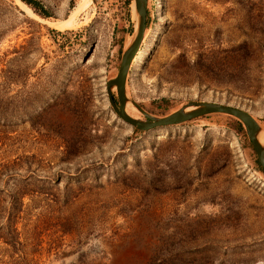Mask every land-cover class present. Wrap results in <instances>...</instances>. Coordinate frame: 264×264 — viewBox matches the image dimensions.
<instances>
[{
    "label": "rangeland",
    "instance_id": "1",
    "mask_svg": "<svg viewBox=\"0 0 264 264\" xmlns=\"http://www.w3.org/2000/svg\"><path fill=\"white\" fill-rule=\"evenodd\" d=\"M36 1L49 17L0 0V264H264V172L244 125H129L107 83L134 0H91L66 29L81 0ZM126 95L142 121L134 102L157 118L215 102L264 136V0H148Z\"/></svg>",
    "mask_w": 264,
    "mask_h": 264
},
{
    "label": "water",
    "instance_id": "2",
    "mask_svg": "<svg viewBox=\"0 0 264 264\" xmlns=\"http://www.w3.org/2000/svg\"><path fill=\"white\" fill-rule=\"evenodd\" d=\"M134 2L135 9L139 16L137 31L132 43L123 54L116 78L107 83L109 101L116 114L123 121L140 131H150L159 127L176 126L212 114H225L231 116L239 120L244 125L248 139L250 140L257 155L258 163L264 170V146L259 142L257 137L260 135L261 128L257 120L247 111L215 102H190L187 106H184L169 116L157 118L148 114L141 106L134 102L133 104L135 107L147 120H137L127 114L126 106L128 99L126 95V83L131 63L136 57V54L143 42L148 22V0H134ZM114 88H116L118 104L113 95ZM189 108L193 109L187 111Z\"/></svg>",
    "mask_w": 264,
    "mask_h": 264
},
{
    "label": "bare ground",
    "instance_id": "3",
    "mask_svg": "<svg viewBox=\"0 0 264 264\" xmlns=\"http://www.w3.org/2000/svg\"><path fill=\"white\" fill-rule=\"evenodd\" d=\"M90 3H91V0H81L80 4L74 9V11H72L71 15L69 16V18L63 20V21H60V22H57L55 23V25L61 29L63 28H68V27H73L74 25H78V15L80 14V12H83L85 11L89 6H90ZM156 6V5H155ZM157 6L159 8V10L161 9V4L160 3H157ZM26 9H28L26 6H24ZM156 8V7H155ZM28 12L31 13V11L28 9ZM159 12V11H158ZM136 13V12H135ZM164 16V15H163ZM165 23V22H164ZM159 24V23H158ZM162 26V25H160ZM159 27V26H158ZM160 30V29H159ZM159 30L155 33L154 37L152 38V41L151 42H148V47H147V51L150 52L153 44H154V40H155V37H156V34L159 33ZM158 37V36H157ZM141 53V52H140ZM145 54V52H144ZM141 56V55H139ZM140 58V57H139ZM193 108H189L187 109V111L189 110H192ZM126 112L129 116H131L132 118L136 119L138 118V112L133 108L131 107L130 105H128L126 107ZM139 120V119H137ZM258 140L259 142L263 145L264 143V136L263 135H258ZM263 142V143H262Z\"/></svg>",
    "mask_w": 264,
    "mask_h": 264
},
{
    "label": "trees",
    "instance_id": "4",
    "mask_svg": "<svg viewBox=\"0 0 264 264\" xmlns=\"http://www.w3.org/2000/svg\"><path fill=\"white\" fill-rule=\"evenodd\" d=\"M21 1L25 2L27 5H29L31 8H33L36 12H39L41 15L46 16V17L50 16L48 11L42 10V8L40 6L41 4L39 2H37L36 0H21ZM147 25H148V22H147ZM237 130L241 133H244V128L239 121H237ZM260 169L262 172H264V170L262 168H260Z\"/></svg>",
    "mask_w": 264,
    "mask_h": 264
}]
</instances>
